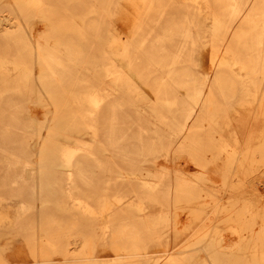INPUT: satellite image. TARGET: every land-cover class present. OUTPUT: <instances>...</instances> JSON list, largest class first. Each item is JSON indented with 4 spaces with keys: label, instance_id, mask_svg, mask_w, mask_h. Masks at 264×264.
Segmentation results:
<instances>
[{
    "label": "bare ground",
    "instance_id": "obj_1",
    "mask_svg": "<svg viewBox=\"0 0 264 264\" xmlns=\"http://www.w3.org/2000/svg\"><path fill=\"white\" fill-rule=\"evenodd\" d=\"M87 1L93 6L92 0ZM97 1L102 7L113 2L121 6L118 12L121 19L124 13L127 16L129 12L125 4L136 11L138 9L135 0ZM200 1L193 0L196 15L194 20H190V25L195 23L198 29L193 33L189 22L182 24V19L177 24L174 21L172 10L167 7L169 0H141L145 15L138 18L134 42L127 44H122V39L116 36L117 27L113 29L111 20L106 22L101 17L104 10L87 8L85 0H10L9 9H0V50L5 51L2 45H8L7 42L18 47L17 54L28 62L24 65L22 78L28 75L32 90L39 96L37 104L25 103L19 109L26 110L28 117L33 118L38 106L44 115L36 132L38 144L35 153L26 150L29 155L25 157L11 155L0 158L6 169L20 170L17 177L27 190L28 206L23 213L30 218L24 223L22 221L26 219L20 218L16 224L26 240L31 258L28 262H11L7 257L8 243H2L5 233L0 232V264H264V184L253 180L254 173L264 167V153H227L226 177L219 188L205 186L198 174L187 176L179 170L168 172L159 183H149L134 172V167L143 151L158 148V145L147 148L143 138L125 145L115 137L121 131L118 130L119 116L123 114L120 111L132 100L134 103L140 99L135 94L137 86L128 84L124 97L109 98L106 93L100 97L95 90L90 91L96 88V82L104 84L112 73L118 79L116 69L112 72L109 67V60L117 53L118 46H125L128 59L132 60L131 54L133 58L140 56L142 65L136 69L141 68L147 74L162 72L153 79V83L150 80L157 100L153 107L160 109L157 116L161 121L163 118L168 120L170 112L177 113L178 119L184 120L172 128L174 132L182 133L190 119L195 120L186 137L175 147H171L174 137L169 136L161 137L167 142L162 139L164 143L159 148H176L180 151L178 159L203 167L200 150L205 142L207 147H213L215 142L212 145V138H205L201 122L204 113L212 114L216 99L229 103L230 97L232 100L240 93L243 106H254L250 120L258 114L264 116V0H205L208 6L215 7L213 35L227 46L231 43H237L238 47L241 45L240 62L256 85L251 90L247 88L250 81L225 80L223 69L230 66L222 60L223 57L219 59L220 47L214 52L209 84L203 77L187 75L185 66L180 64L183 54L187 51L192 54L188 45L195 47L204 37L201 26L203 4ZM78 3L84 5V11L90 14L69 9ZM6 11L9 15L4 16ZM136 17L138 14L134 19ZM121 19L119 22L123 23L124 19ZM36 24L42 25L38 32ZM232 27L236 28L229 39L228 31ZM174 36L181 39L177 41ZM86 55L102 58L101 73L95 79L88 76L81 79L83 76L77 75L81 68L78 59ZM74 77L85 90L81 95H77L74 89L70 91L67 100L70 105L62 110L65 98L62 94L67 96L68 93L57 88L62 84L69 86L71 81L76 86ZM25 82L29 80L22 81ZM239 84L246 88L239 90ZM179 87L186 91L184 96H178ZM247 95L251 96L252 103H246ZM13 100L18 101L7 98L0 102L6 103L0 105V117L5 110L2 107L12 106ZM7 115L20 121L17 114L10 112ZM94 118L101 120L98 121V130L104 134L108 149L126 156L123 158L128 160V166L125 170L114 171L110 177L105 176L110 169H102L100 194L83 191L78 196L76 190L80 183L90 186L87 175L90 160L87 155L65 153L54 136L62 129L64 133L70 132L73 127L79 129L84 126L94 131ZM136 123L138 125L139 122ZM0 125V153H27L24 145H18L11 136V126L15 127V124L0 120ZM154 133H159V129L155 128ZM216 141L221 148L224 145L226 150L234 149L226 141ZM244 147L243 143L240 149ZM170 156L167 153V158ZM59 165H71L73 172L56 171ZM95 170L92 169V173ZM64 177L71 181L70 188L63 186ZM110 185L114 190V200L109 198ZM128 190L138 202L113 212V205L120 203ZM68 199L72 200L71 205ZM147 201L164 205V212L158 217L149 214L145 207ZM60 212L68 215L63 218L59 216ZM9 219L8 211L0 209L1 230L14 226L11 221L4 224ZM97 229L101 233H97ZM99 237L103 243H99ZM153 243L159 247L154 253L149 250ZM102 248H108L112 256L98 254ZM55 255L59 257L55 258Z\"/></svg>",
    "mask_w": 264,
    "mask_h": 264
},
{
    "label": "rangeland",
    "instance_id": "obj_2",
    "mask_svg": "<svg viewBox=\"0 0 264 264\" xmlns=\"http://www.w3.org/2000/svg\"><path fill=\"white\" fill-rule=\"evenodd\" d=\"M91 2L93 6H90V3L85 0V6H88L87 8H91V10H104V12L101 14V17H103L106 22L111 20V24L114 26L113 29L117 27L115 34L117 37L122 39V44L134 42L136 36L135 34L138 30V18H143L145 15V7L142 5L141 0H135L138 8L137 11L132 6L125 4L124 7L127 8L129 12H127V16L124 13L122 15V19L118 15L119 9L122 7L114 4V2L113 4L103 7L99 5L97 0H92ZM200 2L203 4V13L201 15V21H203V23L201 26L202 36L204 35V37L200 39L197 46L192 47V45H188V48L192 50V54H188V51L183 54V59L180 64L185 66L186 70L188 71L187 75H192L193 77L195 76L197 78L203 77L207 79V83L209 84L213 74V67H211V63L214 52L218 51L220 47L218 52L219 59L223 57L222 60L229 63L230 66L223 69L226 76L225 80H232L233 82L240 80L250 81L247 88L250 90L255 89L256 85L252 83L251 74L240 62V59L242 58V53L240 51L241 45L238 47L237 43H231L229 46H227L228 44L225 42L220 43V41L212 33L215 16L213 10L215 7L208 6L205 0H201ZM194 4L195 3L193 0H169L167 7L172 10L171 13H173L174 21L177 24L183 19L181 22L182 24L183 22H187V24L189 22L190 25V20H194L193 17L196 15V8L194 7ZM9 5L10 0H0V9L7 10L10 7ZM85 6L79 5L78 3L76 5L69 6V9L73 11L78 10L83 14L85 12L84 10H86ZM84 14L90 13L85 12ZM136 14H138V17L134 19ZM3 15H9L8 11L4 12ZM119 19H124L123 23H120ZM190 28L193 33H197L198 29L195 27V23L190 25ZM235 28L236 27H232L229 29V39L234 33ZM41 29L42 25H35L36 32L40 31ZM175 39L178 41L181 38L176 36ZM5 44L6 43L2 45L5 47V51L0 50V102H4L7 98H15L18 101L13 100L14 103L12 106L4 105L2 107V109L5 110L3 116L1 115L0 117V120L1 122H13L15 127L11 126V136L18 145H24L25 151L28 150L31 153H35L38 144L36 132L40 127V122L44 120V115L42 112L43 110L36 106L37 110L34 111L33 118H30L28 117L29 112L26 110L21 111V109H19L20 105L23 107L25 103H28V105L31 103L37 104V99H39V96L34 90H32L31 81L28 75L25 74V78H22L24 65L25 63H28L27 59L17 54L18 47L16 45L13 43L11 45V43L9 44L8 42V45ZM124 48L125 46H118L117 53L112 55L109 60V67L112 72L114 68L116 69L115 71L118 75V79L116 80L114 74L112 73L104 80L105 82L103 81L104 84L96 82V88L93 87L90 91L95 90L96 93L100 94V97L104 96L105 93L108 94L109 98L116 96L124 97L127 94V88H129L128 84L137 86L138 92H135V94L137 93L140 96V99L134 103L132 100V102H129V104L122 108L120 112L123 114L119 116L118 120V130L121 131L120 133H116V136H114L119 138V142L125 145H128L137 138H143L142 142L147 148H150L149 146L152 145L155 147L158 145V148H151L143 151L142 156H140L138 161H136L137 163L134 167L136 171L134 172L137 173L140 178L149 183L155 184L159 183L160 178L165 177L168 172L172 173L175 170H179L187 176H194L195 174H198L201 176L200 181H202V184L210 188H219L221 185H223L226 177V171L228 168L227 153H264V149H262V147H264V116L258 114L255 116V118L250 120L251 112L254 110V106H243V95L240 93H238L237 96H235L232 100L230 97L229 103H226V100L223 101L224 99H216L215 108L212 110V114H203L204 118L201 122L203 134L205 138L207 136H209V139L212 138V145H214L213 142H215V147H207L208 144L205 142L204 147L200 150V161L203 162V167L188 163L183 158L178 159L177 157L179 154L177 153H180V151L176 148H159L161 144L164 143L162 139L166 141L167 139L165 138H168L169 136L172 138L174 137V146L172 145L171 147H175L179 141H182V139L186 137L188 131L190 130V125L194 124L195 120L190 119L188 126L185 127L182 133H179L180 131L174 132L173 130L175 129L172 128V125L181 121L183 122L184 120L183 118H181V120L180 118L178 119L177 113L170 112L169 119L167 120L163 118V121H161L160 117L157 116L159 113H161L160 109L158 107L154 109L153 107L157 103V100L152 86H150V80L153 83V79H155V77H157V75L161 74L162 72H158V74L157 72H154L153 74H147L143 72L141 68L136 69V66L142 65L140 56H135L136 58H133V54H131L132 60L128 59L127 56L125 57ZM86 57L87 55L82 58L83 60L81 58L78 59V66L81 68L78 69L79 71L77 75H82L83 77H81V79L84 77L87 78L86 76H88L90 79H95L96 76H99L101 73L100 71L103 64L102 58L99 55H96L95 57ZM159 68L161 71L164 70H162L161 67ZM25 79L27 81L29 80V82H25L24 84L22 81ZM72 79H74L77 83L76 77ZM81 82L85 84V82ZM74 85L75 82L71 81L69 86L67 84H62L61 87L57 88L62 89L63 92L67 90L68 93L67 96L64 93L62 94L65 97L62 100V110L65 109L66 105H70V103L67 101L70 91L74 89L77 92V95H81L83 90H85L83 87H80L78 83L76 86ZM90 85L93 84L90 83ZM89 88H91V86ZM244 88H246V86L243 87L240 85L238 87L239 90ZM20 89H22L23 92L20 91ZM185 93L186 91L184 88L179 87V91H177L178 96H184ZM57 94L59 95V93ZM247 99L248 100H246V103L251 101L253 102L251 96H248ZM15 102L18 104H15ZM3 104L6 103H1L0 105ZM187 109L188 106H186L185 110ZM10 112L17 114L20 118V121L17 122L13 117H8L7 113ZM98 121L101 120L97 118H94L93 120L95 132L90 128L86 129L84 126H82L79 129L73 127L70 132L65 133L63 131L64 129H62V133L60 132L61 134L59 133L58 135L54 136L58 140L57 142H60L65 153H73L75 155L85 157L87 155L90 160L89 163L95 166L91 167L89 164L90 167H88L87 175L90 186L85 187L80 183L78 185L79 188L76 190L78 196H81L83 191H86L87 193L94 192L97 196L100 194V190L102 189V175L100 172H102V169H105L106 171L110 169L109 173L105 174V176L110 177L112 176L110 174L113 173L114 175V171L121 169L125 170L128 166V160L123 158L126 156H120L119 153H113L110 149H108L107 144H105L106 140L104 139V134L98 130L100 123ZM136 122H139L141 125L139 123L137 125ZM139 126H141L140 130H138ZM155 128L159 129V133H154ZM209 129H212V131ZM216 140L223 142L226 141V143L234 149L226 150L224 145H222L223 148H221L220 144ZM243 143L245 144V147L241 150L240 146ZM167 153H170V158H167ZM11 155L16 157H25L29 154L28 152L0 153V158ZM32 160H35L33 156ZM58 167L59 168L56 171H62L65 172V174L73 172V167L71 165H59ZM92 169H96L95 173H92ZM19 174L20 170L18 168L17 170H9L0 163V209L8 211V216L10 219L4 221L5 225L8 224L9 221L15 223L11 228H8L7 226L2 230L0 229V232L5 233L2 236V243H8L7 247L9 249L7 250V257L9 260L11 262H28L31 260V258L28 256L27 243L16 224L20 218L24 217L26 219L22 221L23 223L27 222L28 218H30L28 214L23 213V209L28 206L29 197L26 187L24 186L25 184L17 177ZM253 176V180L256 183L264 184V167L255 172ZM62 184L65 188H70L71 181L64 177ZM109 187H111V189L108 188L110 190L109 198L112 197L114 200L115 196L113 195L114 190L112 185ZM68 201L71 205L72 200L68 199ZM137 202V197L131 191H125L122 201L120 203L114 204L112 211L114 212L115 209L123 208L124 206L130 204L135 205ZM145 207L146 211L149 214L154 215V217H158V215L162 214L165 210L164 205L155 203L153 201H147ZM67 215V213L59 214V216L63 218ZM104 216L107 218L108 214ZM97 230V233H101V230ZM99 243H103L100 237ZM149 250L154 253L159 250V247L156 243H153ZM98 254L104 257L112 256V252L108 248H102L98 250ZM54 257L58 258L59 256L55 255Z\"/></svg>",
    "mask_w": 264,
    "mask_h": 264
}]
</instances>
